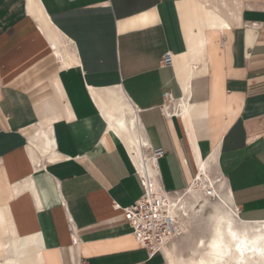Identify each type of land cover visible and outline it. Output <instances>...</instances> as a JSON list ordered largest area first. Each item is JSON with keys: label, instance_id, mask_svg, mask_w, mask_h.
I'll use <instances>...</instances> for the list:
<instances>
[{"label": "crops", "instance_id": "0c3cea01", "mask_svg": "<svg viewBox=\"0 0 264 264\" xmlns=\"http://www.w3.org/2000/svg\"><path fill=\"white\" fill-rule=\"evenodd\" d=\"M132 141L264 222V0H0V264H168L122 217Z\"/></svg>", "mask_w": 264, "mask_h": 264}, {"label": "bare ground", "instance_id": "6f19581e", "mask_svg": "<svg viewBox=\"0 0 264 264\" xmlns=\"http://www.w3.org/2000/svg\"><path fill=\"white\" fill-rule=\"evenodd\" d=\"M117 123L124 128L122 120ZM110 128L115 129L113 125ZM137 143L139 142L132 141L128 144L129 154L138 172L146 178L142 161H138L134 155ZM150 159L147 162L153 164L155 159L152 156ZM195 179L192 186L180 195H164L169 210L178 218L179 228L177 236L163 246L162 254L165 255L168 264H264V222H242L232 212L218 213L219 215H216L214 219V233L210 239L205 243L204 239H198L189 256L181 253L178 243L180 245L186 229L198 213L195 210L196 205L202 199H206L204 197L206 186L203 183L205 178L201 171V163L198 165ZM214 243L218 247L213 246Z\"/></svg>", "mask_w": 264, "mask_h": 264}, {"label": "built area", "instance_id": "2783aa9c", "mask_svg": "<svg viewBox=\"0 0 264 264\" xmlns=\"http://www.w3.org/2000/svg\"><path fill=\"white\" fill-rule=\"evenodd\" d=\"M172 63L171 53L166 52L159 66L167 67ZM163 155L161 148L151 150V156L155 160ZM141 182L142 195L134 203L121 209L122 217L140 247L149 255L162 254L163 246L179 233L178 218L169 210L164 197L166 193L160 187H152V182L147 177L141 176Z\"/></svg>", "mask_w": 264, "mask_h": 264}, {"label": "rangeland", "instance_id": "374dc122", "mask_svg": "<svg viewBox=\"0 0 264 264\" xmlns=\"http://www.w3.org/2000/svg\"><path fill=\"white\" fill-rule=\"evenodd\" d=\"M150 158L151 156L144 157V159L147 160H151ZM203 183L206 186L204 196L206 199H202L203 201L201 200V203L199 202L200 204L198 203V206L196 205L195 210L198 211V213L195 214L191 225L186 229L183 239L180 241V245L178 243L179 250L184 256H189L191 254L198 239H204V243L210 239L214 233V219L216 215L225 212H232L236 215V211L229 207V205L223 200V197H219V193H216L217 186L221 184L219 179L213 177L211 179H206Z\"/></svg>", "mask_w": 264, "mask_h": 264}, {"label": "snow or ice", "instance_id": "6c2138e0", "mask_svg": "<svg viewBox=\"0 0 264 264\" xmlns=\"http://www.w3.org/2000/svg\"><path fill=\"white\" fill-rule=\"evenodd\" d=\"M213 246H217L218 247V245H215V243H214V245Z\"/></svg>", "mask_w": 264, "mask_h": 264}]
</instances>
